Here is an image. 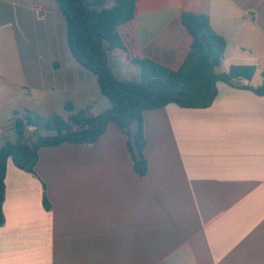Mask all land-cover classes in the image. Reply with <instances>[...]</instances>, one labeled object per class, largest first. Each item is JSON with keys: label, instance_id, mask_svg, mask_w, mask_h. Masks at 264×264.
<instances>
[{"label": "crops", "instance_id": "obj_1", "mask_svg": "<svg viewBox=\"0 0 264 264\" xmlns=\"http://www.w3.org/2000/svg\"><path fill=\"white\" fill-rule=\"evenodd\" d=\"M183 13L225 39L222 71L254 66L244 82L260 84L264 0H137L120 29L131 56L176 68ZM101 97L54 1L0 0V146L26 111L65 119L70 103L96 115L110 107ZM143 126L144 177L111 123L91 145L39 149L36 176L9 160L0 264H264V96L218 82L210 107L147 110Z\"/></svg>", "mask_w": 264, "mask_h": 264}, {"label": "trees", "instance_id": "obj_2", "mask_svg": "<svg viewBox=\"0 0 264 264\" xmlns=\"http://www.w3.org/2000/svg\"><path fill=\"white\" fill-rule=\"evenodd\" d=\"M52 1L64 18L71 56L96 78L100 93L110 107L99 114L88 115L66 103L65 119L56 114L42 117L31 111L14 119L12 130L18 142L5 141L0 146V226L5 222L3 203L9 160L19 170L36 176L39 149L64 143L91 145L104 135L111 123L126 137L133 171L144 177L148 171L144 157L145 111L170 104L183 109L208 108L217 96L218 82L264 96V68L256 87L244 82L252 80L256 72L254 66L232 65L227 71L218 72L226 42L212 29L205 15L182 14L181 25L189 37V45L179 65L170 68L150 59L131 56L128 51L120 29L134 20L137 0ZM113 53L123 55L138 70V81L117 77L111 67ZM28 127L35 128L36 140L31 144L20 143ZM37 131L54 134L39 135ZM43 202L46 206L45 196Z\"/></svg>", "mask_w": 264, "mask_h": 264}, {"label": "rangeland", "instance_id": "obj_3", "mask_svg": "<svg viewBox=\"0 0 264 264\" xmlns=\"http://www.w3.org/2000/svg\"><path fill=\"white\" fill-rule=\"evenodd\" d=\"M121 65L122 64L117 59L114 58L112 60V67L114 68L115 72L117 73V77L119 79H123V80L132 79V80H136V81L139 80L138 73L134 70V68L132 66H129V67H127L126 69H124L122 71ZM258 78H259V76H257L254 80L257 81ZM101 98L105 102H107L106 99H104L103 97H101ZM76 111H81V110H76ZM82 111H84L87 114L86 110L82 109ZM94 113L98 114V113H101V112H94ZM27 130H26V132L24 134L23 140L20 141V143L30 144V143H34L35 142V140H36V135H35V132H34L35 128L34 127H29V130L28 131ZM37 134H39V135H53L54 132L37 131ZM5 141H9V142H12V143L18 142L14 132H11L10 134H8L7 138L5 140H3L1 143H4Z\"/></svg>", "mask_w": 264, "mask_h": 264}, {"label": "water", "instance_id": "obj_4", "mask_svg": "<svg viewBox=\"0 0 264 264\" xmlns=\"http://www.w3.org/2000/svg\"><path fill=\"white\" fill-rule=\"evenodd\" d=\"M218 70V72H222V70H221V68H218L217 69ZM235 84H240L241 83V81H233Z\"/></svg>", "mask_w": 264, "mask_h": 264}]
</instances>
